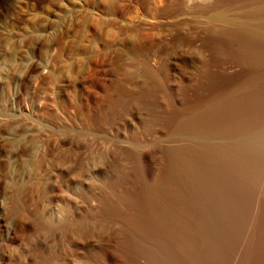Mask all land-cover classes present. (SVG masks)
Here are the masks:
<instances>
[{
	"label": "rangeland",
	"instance_id": "obj_1",
	"mask_svg": "<svg viewBox=\"0 0 264 264\" xmlns=\"http://www.w3.org/2000/svg\"><path fill=\"white\" fill-rule=\"evenodd\" d=\"M232 1L0 0V264H146L127 238L178 109L246 75L220 50ZM263 159L202 264H264Z\"/></svg>",
	"mask_w": 264,
	"mask_h": 264
},
{
	"label": "bare ground",
	"instance_id": "obj_2",
	"mask_svg": "<svg viewBox=\"0 0 264 264\" xmlns=\"http://www.w3.org/2000/svg\"><path fill=\"white\" fill-rule=\"evenodd\" d=\"M246 1L242 15L225 16L220 40L222 54L246 67L245 77L239 73L244 78L229 86L211 85L206 100L200 98L193 109H178L180 144L168 149V176L162 186L146 189L140 215L132 217L137 224L132 225L128 245L146 264H202L207 259L202 255L219 252V239L242 214L239 199L257 185L264 157L257 81V61L264 59V1Z\"/></svg>",
	"mask_w": 264,
	"mask_h": 264
}]
</instances>
